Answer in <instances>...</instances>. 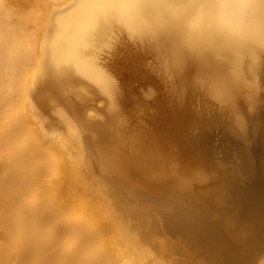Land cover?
Here are the masks:
<instances>
[{"label":"bare ground","instance_id":"obj_1","mask_svg":"<svg viewBox=\"0 0 264 264\" xmlns=\"http://www.w3.org/2000/svg\"><path fill=\"white\" fill-rule=\"evenodd\" d=\"M116 31L158 58L179 96L206 85L238 116V100L251 109L232 125L209 121L220 148L240 153L219 188H193L206 183V134H192L199 156L180 149L171 165L155 136L124 125L122 92L99 62ZM263 66L264 0H0V264H169L195 242L220 264H241L238 252L263 249ZM92 89L105 102L99 123L58 110L62 130L47 125L54 102L71 110L68 98L93 101ZM161 218L185 234L176 251Z\"/></svg>","mask_w":264,"mask_h":264},{"label":"rangeland","instance_id":"obj_2","mask_svg":"<svg viewBox=\"0 0 264 264\" xmlns=\"http://www.w3.org/2000/svg\"><path fill=\"white\" fill-rule=\"evenodd\" d=\"M16 1H18V0H16ZM16 4H15V6H18V7L20 6V2H18L17 5ZM117 32L118 31H116V36L112 39V42L110 44L109 49L106 51H103V53H101V59L99 60V62L102 65V70H104V72L109 76V78L112 79L115 86H119V89L122 92V97H123L122 99L124 102L122 104H120L119 109H122L121 113L124 112L122 114L124 117L122 115H120V118L122 119L124 125L126 124L125 126H127L128 130H130L134 127L135 129H138L139 131L150 133L153 136H155L158 140L157 141L158 145L164 147L163 151L164 152L170 151L171 156L169 155L168 158L172 160V161L170 160L171 165H174L178 162L177 160H175V158H177L178 151L180 149L184 150L185 152H187L191 155H193V157L197 156V155L199 156V154L201 153L200 149H201L202 143L200 145L196 144V142L192 141V137L193 136L197 137L199 134H203V135L206 134L209 137V140L207 141V143H204L203 145L204 146L206 145L208 147L206 149L207 153L206 154L204 153L205 155H202L201 158H199V160H198L199 164L202 166L204 165V168L206 169V171H205V169L203 168V171H205L206 173L202 171L203 173H205L204 175L206 178V183H204L202 185L197 183V186H196V183L193 182V188L196 189V191H197V189H203V188L204 189L209 188L210 190L211 189L215 190V189L219 188V186H220L219 181L220 180L217 181L218 180L217 178L222 175V173L224 172V169L228 166V164L232 163L231 161L238 158L240 153H239V150L237 148H235L234 146L229 151L230 152L229 154H226L222 150V148H220V147H222L221 144H224L225 142H223L220 139L221 134H217L216 129H211L212 126L209 124V121H211V118H214V116H215L222 123L225 122L226 124L232 125V123L235 121L234 115H236L235 118H237L238 115L235 114L233 111L229 110L227 108V106L225 107L224 106L225 104H223L219 100L212 99L214 96H212L208 92L205 84H204L205 86H199V89L194 91V92H187V93H184L181 96H179V93H176V92H179V90L176 88V85L171 82V80H170L171 76L167 75L164 66L162 64H160L158 58L156 56H154L153 54H151V52H147L146 50H142L139 47H137V45H135V43L132 40H130L123 32H122L123 34L118 32L119 35L117 34ZM157 63L160 65H158ZM263 68H264V66H263ZM162 69H164V70H162ZM162 71L163 72L165 71L164 73H166V74H164ZM262 72H263L262 74H264V70ZM79 80L80 79H78V81ZM81 80L79 81L80 86H86V88H87V86L89 84L85 81H84L85 84H83L84 82ZM81 84H83V85H81ZM260 85H261V83H258V86H260ZM89 86H91V85H89ZM260 88L262 90V88H264V86H260ZM93 91L94 90L92 89L91 94H94ZM188 93L190 94V96ZM95 94L91 95V97H94V99H95V100L93 99L94 102L89 97L85 98L83 101L80 99H76V98L74 99L73 97H69L68 103L71 106L70 108H72L71 110L67 109L66 107H64L62 104H60L58 102H54V104H52L51 107L49 108L50 110H48L45 113V116L47 119V120L45 119V121L47 122V125L48 126L51 125L50 127H53L51 129H54V130L58 129L59 131L62 130V129L60 130V128H62L61 123L58 122L59 125L58 124L54 125V123H55L54 121H59L57 119V115H55L59 112L60 113L62 112V114L68 113L65 115L68 117L70 116L69 118L70 119L73 118L71 120L74 123H76V121H77L78 124H80V125L85 124L87 118L88 119L90 118L89 120L94 121V123H99L102 119V115L98 111V109L102 108L105 102L102 101V98L100 96L95 95ZM72 98L75 100L74 103H76V100H77V104L73 103ZM100 99H101V101H100ZM85 100L87 101V103ZM205 100H207V101H205ZM179 101H180V103H179ZM241 101H242L241 99L238 100V107L240 108V111H241V113L239 111V114H241V115H239L238 118L239 117L243 118V116H246L247 118H249V115H251L252 111L250 109V112H249V106L245 107V105ZM81 102H85L83 104L86 105V107H84V105H82ZM92 104H94V105H92ZM58 105H59V107H58ZM79 105L82 107H80ZM52 106L54 109L52 108ZM87 106H89V107L87 108ZM62 107H63V109L66 108L64 113H63L64 110L62 109ZM177 107H179V109H182V111L180 112V110ZM220 107H222V108H220ZM82 108L83 109L86 108L88 110L84 109L85 110V112H84V110H82ZM94 108L96 109L97 113L99 112L98 115H100L101 117L96 116L97 114L95 115V112H94L95 109ZM58 110H59V112H58ZM50 111H52L51 115L49 114V113H51ZM194 112L196 114H193V115L197 116V114L200 115V113L202 115V120L204 121V124L203 123H202L203 125L200 124V127L196 123L193 124V121H191V119H190L191 118L190 113H194ZM245 113H248L249 115L245 114ZM84 114H85V116H84ZM87 115L88 116H90V115L94 116L95 115L97 119L95 117L93 118L92 116L88 117ZM45 116H44V118H45ZM74 116H76V117H74ZM124 118H125V120H124ZM50 119L53 121H50ZM233 119H234V121H233ZM81 120H83V123ZM97 120H99V122ZM125 121H126V123H125ZM192 134H193V136H192ZM96 135H97V133L95 134V137H94L95 139H96ZM197 140H199V139L197 138ZM97 144H98V146H97ZM103 145H105V144L98 142V143H96V146L93 149L94 150L100 149V151H101L105 147ZM203 145H202V148L204 147ZM198 148H200V149H198ZM255 150L257 152L258 157L260 158L259 152L257 151V149H255ZM196 152H198V153H196ZM248 154L250 157V162L252 163V161H251V159H252L251 147L249 149ZM209 159L210 160L213 159L212 161L215 163L217 161L218 162L222 161L223 163H225V164L221 163L224 165V167L221 164H220L221 166H219V164H217V163L211 167H210V165L206 166V163ZM215 159H217V160H215ZM181 163H184V161L183 162L181 161ZM217 165L219 166L218 168H217ZM92 167L95 168L97 166L95 164H93ZM209 167L212 169H210ZM220 167H222V169H220ZM96 169H93V173L95 174V177H97L98 179H96L95 177L92 178L93 182L94 181L96 182L102 178L101 174H99V171L98 170L96 171ZM212 170H214V172ZM194 172L196 174L199 173V169H195ZM207 172H209V173L207 174ZM212 172L216 173V174H213ZM94 174H93V176H94ZM122 196H123V194H122ZM154 207L152 206L151 210L156 214L158 212V215L161 216V214H160L161 211H159L160 208H158L155 205H154ZM161 220H160L162 222L161 224L164 226V227H162L160 225V232L164 228V230H162L161 236H163L165 234V236L167 237L166 240H168V242L171 244L174 251H176L175 248H177L180 245L179 242H180V240H182V237H185V234L181 233V236L177 237L178 235L175 236L174 234L169 233L167 231L166 226L163 223L164 218L163 219L161 218ZM172 235H174V236H172ZM172 239H174V240H172ZM193 244L194 245L190 246L189 249L186 248L184 250V251H186L185 255L182 254L183 252H181V254L184 255V257L180 253L177 254V252H174L173 255L171 256L172 261H170L169 264H220V263H222V260H220V259L217 260V257L209 255V253L206 250H204L203 247H205V246H203V243L195 242ZM64 247L65 246H63L62 248H64ZM66 248L68 249V246H66ZM66 248L62 249L64 251L63 252L64 254L69 253V249L67 250L68 252H66V250H65ZM201 248H202V250H204V253H201V252H203L201 250ZM254 249L255 248H253V250ZM263 249L260 250V249L256 248L254 251L252 249H250L251 253L249 252L250 251L249 249L247 251H245V250L241 251L240 250L241 252H238V253H240L241 255L243 254L244 257L246 258L245 259L243 256H241V257H243L242 259L244 260V263H245V261H247L246 264H257L260 260L264 259V250ZM191 250L193 252H191ZM188 251H190V252H188ZM205 253H207V254H205ZM246 253H247V255H245ZM249 253H250V255H249ZM201 255H207V256L202 257ZM253 255H254V257H253ZM180 256H182V257H180ZM260 257H261V259H260ZM215 258H216V260H214ZM247 258L248 259L250 258V260H252V259L253 260L248 261ZM211 261H213L214 263ZM215 262H217V263H215ZM224 264H227V263H224Z\"/></svg>","mask_w":264,"mask_h":264}]
</instances>
